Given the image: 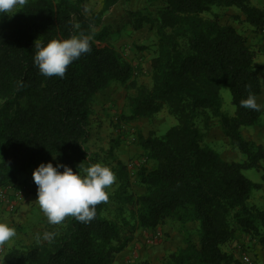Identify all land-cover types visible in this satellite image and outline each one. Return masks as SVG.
I'll list each match as a JSON object with an SVG mask.
<instances>
[{
    "label": "trees",
    "instance_id": "1",
    "mask_svg": "<svg viewBox=\"0 0 264 264\" xmlns=\"http://www.w3.org/2000/svg\"><path fill=\"white\" fill-rule=\"evenodd\" d=\"M135 1L102 0L101 11L88 16L87 0H28L0 18V190H21L28 178L22 176L53 160L82 175L101 163L117 178L90 222L69 216L54 225L45 217L36 241L4 250V264H117L137 233L153 234L172 222L181 225L184 239L165 264H240L225 247L245 241L264 251V209L249 204L264 186V147L242 134L263 112L241 107L250 93L258 99L264 92V66L256 65L259 52L248 38L222 22L233 9L237 22L261 33L264 9L252 0H157L155 11L127 7ZM119 6L123 13L106 23ZM126 28L153 38L149 47L136 46L140 56L153 53L150 86L137 82L139 67L109 42ZM81 33L93 37L91 52L69 65L64 78L41 75L35 43ZM115 84L127 93L122 123L163 111L177 122L160 137L139 136L153 165L137 173L143 194L134 192L114 146L102 151L105 157L90 148L94 104ZM224 90L234 116L223 110ZM212 122L245 162H228L205 144ZM246 170L262 173V182H252ZM45 233L53 238L44 239Z\"/></svg>",
    "mask_w": 264,
    "mask_h": 264
},
{
    "label": "rangeland",
    "instance_id": "2",
    "mask_svg": "<svg viewBox=\"0 0 264 264\" xmlns=\"http://www.w3.org/2000/svg\"><path fill=\"white\" fill-rule=\"evenodd\" d=\"M255 2L256 0H252L253 4ZM157 5V0H136L132 4L127 5V7L133 10L149 8L151 11H155ZM262 5V9H264V1H262ZM86 7L87 15L90 16L93 13L101 11L102 0H87ZM123 11L124 6L117 7L113 11L112 16L107 18L106 23H111L116 17L120 16ZM214 11L220 10L215 7ZM235 12V10H225V16L222 18V22L232 23L243 29L242 23L235 20ZM244 26L251 27L247 23H245ZM239 31L241 32V30ZM109 42L124 53L128 62L139 67V72L135 76L137 82L145 86H150L149 71L151 69V57L153 53L147 51L140 56L136 46H151L153 42L152 36L146 31L134 33L129 28H126L119 35L112 34ZM260 61H264V56H258L256 64L258 65ZM126 97L127 93L124 86L119 84L112 85L97 97L94 104L92 120L94 132L90 142V148L94 152L102 154V157H105L102 151H106L114 146V154L119 161L128 167L134 192L143 194L144 188L138 183L137 173L141 167L151 169L153 165L147 163L143 155V151L139 146V136L143 135L146 138L150 136L160 137L166 134L177 122L174 117L168 115L166 111H163L154 119L142 118L137 121L122 123L118 118L127 111ZM222 98L224 112L230 116H234L236 109L232 105L229 91L224 90L222 92ZM242 134L247 141L264 147V115L257 125L244 128ZM204 142L220 153L222 158L228 162H245L247 160L244 155L231 146L215 122H212L210 128L206 132ZM51 163L55 167L59 162L53 160ZM60 171L62 172V170ZM243 174L254 183L262 182V173L256 170H246ZM27 176H31V178H27V181L23 185L29 188L34 184L32 175H25L21 178L23 179ZM33 193H35L33 199L37 207H39L36 202L37 192L33 190L28 192V195ZM249 204L259 209H264V186L262 190L253 192ZM40 211L39 223L46 217L41 209ZM39 227L40 226H37L29 236L28 234L22 236L21 233L16 232V237L4 246L5 252L7 251L6 247H10L11 244L14 245V248H20L36 241L40 235ZM189 228L192 227L189 226ZM182 230L183 228L179 223L172 222L167 227L159 229L153 234L144 231L137 233L134 242L119 255L117 264H165L169 255L177 252L179 249L184 239ZM251 246V243L245 241L227 246L225 250L234 252L240 264H264V256L261 250L257 248V246L252 248ZM245 257L250 260L249 263L244 261ZM0 263L2 264L3 262L0 261Z\"/></svg>",
    "mask_w": 264,
    "mask_h": 264
},
{
    "label": "clouds",
    "instance_id": "3",
    "mask_svg": "<svg viewBox=\"0 0 264 264\" xmlns=\"http://www.w3.org/2000/svg\"><path fill=\"white\" fill-rule=\"evenodd\" d=\"M28 0H0V18L14 13L27 4ZM12 17V16H11ZM91 35L81 33L65 40H51L46 45L35 43L34 65L45 77L64 78L68 66L91 52ZM241 107L256 112L264 110V104L257 102L255 94H249L241 101ZM63 169L61 172L60 170ZM80 172H73L66 165L41 163L33 172L37 185V200L40 209L50 224H60L66 217H74L84 223L96 215V206L107 203L106 191L116 182L113 171L101 163L93 164ZM14 227L0 222V248L16 237ZM44 239L51 240L52 234L45 233Z\"/></svg>",
    "mask_w": 264,
    "mask_h": 264
},
{
    "label": "crops",
    "instance_id": "4",
    "mask_svg": "<svg viewBox=\"0 0 264 264\" xmlns=\"http://www.w3.org/2000/svg\"><path fill=\"white\" fill-rule=\"evenodd\" d=\"M262 1L264 0H256L254 5L258 8H262L263 7ZM230 10L233 11V9H230ZM234 14L237 16L238 12L236 11ZM229 24L234 26L237 30H241V32L248 38L250 45L259 52L258 56H264V36L261 33L254 32L253 28L244 26L245 23H242L243 29L239 28L235 24H232V23H229ZM258 65L264 66V61H260ZM257 102L264 104V92L262 93L260 97H258ZM261 111L263 112V115H264V110H261ZM38 167L39 166H37L36 168ZM27 177L31 178V176H27ZM20 187L24 193V198H23L24 200L22 204L16 210L17 212H10L3 204L0 203L1 204L0 222L7 223L9 224V226L14 227L16 232L21 233L22 236H24L25 234H28L29 236L32 234L33 230L38 226L39 216L41 213L39 207H37L35 200L33 199L34 198L33 195L35 193L28 195V192H31L33 190L34 192H37V185L34 183L29 188H27L25 185H21ZM13 246L14 245L11 244L10 247H6L7 251L14 248ZM4 250H5V247H4ZM261 253L264 256V251L261 250Z\"/></svg>",
    "mask_w": 264,
    "mask_h": 264
},
{
    "label": "built area",
    "instance_id": "5",
    "mask_svg": "<svg viewBox=\"0 0 264 264\" xmlns=\"http://www.w3.org/2000/svg\"><path fill=\"white\" fill-rule=\"evenodd\" d=\"M264 36V31H261ZM13 198V199H12ZM24 193L22 190L14 191L13 189L0 190V203L3 204L10 212H15L23 202ZM4 255V247L0 248V258ZM244 261L249 263L250 260L245 257Z\"/></svg>",
    "mask_w": 264,
    "mask_h": 264
}]
</instances>
